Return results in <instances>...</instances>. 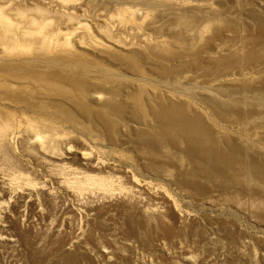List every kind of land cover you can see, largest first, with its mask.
Wrapping results in <instances>:
<instances>
[{
    "label": "bare ground",
    "instance_id": "6f19581e",
    "mask_svg": "<svg viewBox=\"0 0 264 264\" xmlns=\"http://www.w3.org/2000/svg\"><path fill=\"white\" fill-rule=\"evenodd\" d=\"M257 2L264 8V0ZM60 4L58 0H0V246L43 245L39 234L25 229V225L33 226L35 220L48 223V230L58 236V247L66 254L74 249L93 253L90 245L97 235L95 231H109L103 219L110 214L120 217L129 211L131 216L145 213L158 221L163 218L162 222L168 215L163 208L172 214L174 205L169 204L171 199L168 202L162 197L160 207L148 203L164 193L154 189L152 181L139 178L140 163L132 148L142 150L151 160L145 164L146 170L170 177L191 195L211 194L212 188L202 184L203 179H224L217 185H222L221 190L236 187L243 191L245 175L264 183V157L248 155L236 140L239 138L233 140L227 134L222 139L229 152L222 151L215 139L218 126L196 109L188 113L184 96L189 88L187 80L183 82L184 74L192 72L191 66L203 69L202 73L221 69L220 75L207 71L209 83L204 82L209 85L202 86L205 92L194 98L212 118L224 124L221 129L229 127L230 120L263 116L264 112L245 109L249 107L246 100L233 96L239 92L257 95L264 90V22L259 24L258 34L247 30L243 37L251 46L242 45L233 52L223 47L225 32L211 23L203 25L207 18L177 14L179 24L186 29L168 40L163 38L169 36L167 32L157 35L162 30L156 25L160 17L141 8L132 15L138 16L139 23L145 26L141 35L137 33L143 44L117 41L108 30L101 29L97 30L101 41L89 31V44L82 38L89 24L76 18V7ZM95 9L94 16L86 20L95 27L106 21L118 26L126 21L122 16L118 21L113 17L106 19L104 12ZM58 11L59 18L55 16ZM170 22L167 29L175 23ZM204 33L209 36L204 37ZM198 41L202 42L197 44V50L193 44ZM135 45L144 51L133 49ZM189 49L192 55L186 52ZM162 50L167 54L163 56ZM184 53L196 62H182L186 59ZM247 79H256L259 84L253 85ZM141 88L148 91L142 105L138 96ZM257 142L264 145V136L258 135ZM164 150H173L180 160L162 156ZM241 156H247V160L242 161ZM177 161L181 162L180 167ZM184 164L191 169L182 170ZM185 215L178 213L176 218L182 222ZM131 220L125 229L128 245L138 235V222ZM179 233L169 225L162 227L158 237L170 240ZM165 245L163 242L161 249ZM103 252L107 260L114 258Z\"/></svg>",
    "mask_w": 264,
    "mask_h": 264
},
{
    "label": "rangeland",
    "instance_id": "374dc122",
    "mask_svg": "<svg viewBox=\"0 0 264 264\" xmlns=\"http://www.w3.org/2000/svg\"><path fill=\"white\" fill-rule=\"evenodd\" d=\"M58 1L62 4H66L68 7L69 6L76 7L78 10V11H74V13L78 15L76 18L81 19L83 23L89 24L88 32L82 34L83 41H86L89 44L92 43L90 40L92 37L101 41L99 32H97V30L100 31V29L101 31L103 30L104 32L108 30L110 35L113 36V38L117 41H121V42L134 41L141 43L142 38L140 39L137 33L140 32L141 35L142 31L144 32L145 30V26L139 23L141 22L140 21L141 19H139L138 16L132 15V13L135 10H141V8L142 11L148 12L150 10L152 12V13L150 12L151 14L154 13L160 17V18L157 17L159 19H156L157 21L156 25L158 28H162V30H159L160 33L158 32L157 35L168 33L167 35L169 36L163 37L168 40H172L173 38L172 35L175 36L174 34H176L178 31L181 32V29L183 30L186 29V26L179 24L178 18L180 17V15L177 14H181V16L184 13L188 15L191 14L190 16L193 17L196 16L201 18L202 20H205L207 18L209 20L207 22H204L203 25H206L207 23H211L212 27L214 25L216 28H219L221 31H223V33L225 32L224 34H222L224 40L221 39L223 40L222 41L224 44L223 47H228L232 51L234 50L233 52L237 51L238 48H241L242 45L251 46L249 42L243 40V37L246 36L247 30L252 31L251 33L258 34L260 25L261 23L264 22V8L263 7L261 8L258 5L259 3L257 2L260 0L257 1L256 0H132V1L126 0V2L125 0H94V3L93 0H73L74 2L72 3L69 2V0H58ZM103 1L105 2L103 3ZM91 2L92 4H90ZM68 3H70V5H68ZM47 7L50 8L49 5H47ZM95 7H97V9L101 10V12H104L107 15L106 19L113 17L114 19H117L116 21H118V17L122 16L123 18H126L125 19L126 21L123 22L124 24L121 23V25L119 26L109 21H106L108 24L102 22L101 26L95 27L93 24L88 23L89 21L88 22L86 21L87 19H90L92 16H94V12H97ZM82 9L84 11H82ZM59 13H60L59 11L58 13H55V16L57 18L61 16V13L60 14ZM170 21L172 22L175 21V23L171 25L170 29H167V27H169L171 23ZM129 22L131 23L129 24ZM89 31L92 36L91 38L89 35ZM105 34L106 33H104V35ZM208 36H209L208 33H204V37L207 38ZM163 38L161 40H164ZM198 42L193 44L195 45L194 48H197V46L200 45L202 41H198ZM108 45H110V43ZM255 47L256 46L254 45L253 48L255 49ZM133 49H138V50L141 49V51H144V49L136 45L133 47ZM186 52L189 55L193 54V51L190 52V49L186 50ZM187 53H184L186 59L185 61L182 62L195 63L196 62L195 59H190L189 57H187L189 56L187 55ZM166 54L167 53H163V56ZM161 62L163 61H158V63ZM197 62H199V60ZM263 63H264V59H263ZM147 66L149 65L147 64ZM217 69L218 68H212L211 70H204V72L202 73L203 69L201 70L199 67L197 68V66H191L190 70L192 72L184 74L185 80L184 79L182 80H184L183 81L184 83L187 80L185 84L187 85V88H189L188 90L190 91L189 92L188 90H185L186 92L185 94L187 95V97L184 96L185 100L187 98V100L184 102L188 106L187 107L188 113L192 114L193 111L196 109L205 118H207L206 120L208 122H210L211 124L213 123L216 124V128L218 126V128L216 129L215 139L216 141H218L217 145L222 151L229 152L228 146L224 144L222 139V136L227 134L233 140L239 138L236 140H239V145L244 149V152L247 153L248 155H252V156L254 155L258 159L264 157L262 156L264 155V145L260 146L259 142H257L258 135L264 136V130H263L264 126H262L264 125V114L263 116L260 117L259 115H255L250 119L249 117H243L241 118V120L239 118L236 122L235 120H230L232 122L231 125L226 129H221L222 125L224 124L212 118L211 115L206 111V109H204L203 107L201 108V105L202 106L204 105L200 103L198 100L194 99L196 95H199L203 91L205 92L202 86L209 85L207 83H209V79H210L209 74L211 72H215L218 75L223 73L222 71H220L221 70L220 68L218 69V71ZM194 71L196 72V75ZM200 71L201 74H199ZM205 71L206 72L210 71V72L208 74V72L206 73ZM197 73L199 74L198 78L196 77L198 75ZM189 74L190 75L193 74V76L190 77L191 78L190 79L191 81L189 80L190 83L188 81ZM200 75H202V77ZM200 77L203 79L201 80ZM247 80L249 81L251 80L250 82H252L253 85L256 83L259 84L256 81V79H247ZM204 81L207 83L205 84ZM194 84L195 85L198 84V85L195 86ZM194 87L195 88L197 87V89L194 90ZM198 89L201 90L199 91ZM146 91L147 90L144 88H141L138 91V96L140 97L139 101H141L140 105L144 104L146 95L148 94V91L147 92ZM194 91L195 93H193ZM239 93L235 94L236 96L234 95L233 97L238 96L240 99H243V101L246 100L245 102L249 104V107H246L245 109L249 108L250 110L252 109L254 112H264V101H263L264 90L258 93L257 95L242 93L243 95L242 96ZM194 103L195 104L197 103V105H195ZM143 107L144 105L140 107L141 109H139L141 112H143ZM255 107L259 109L257 110ZM261 107H263L262 108L263 110L261 109ZM189 109L192 111H190ZM209 118H211L210 119L211 121L209 120ZM235 123H237L238 125L237 124L235 125ZM239 123H242L243 125L241 124L239 125ZM233 124L235 125V127ZM257 131L259 132L257 133ZM126 147L129 148V145H126ZM159 150L161 151L162 148H160ZM135 151L134 148H132V154L136 156L138 162L140 163V166L137 169V174L139 178L147 181L149 180L148 182L152 181L151 183L153 184L154 189L155 188L159 189V191L162 190L164 193V194L160 193L162 196L158 194L157 195L158 197L157 196L153 197V200L151 201H149V198L146 199L147 202L149 201L148 203L149 204L151 203L154 208L157 206L160 207L162 206L160 205V203L162 204V202L164 201L162 200V198H164L166 200L168 199L167 200L168 202L172 201L169 204L173 203L172 206L174 205L173 212H171L172 214H169V212L163 208V210H165V212H167L168 214L166 215L165 219L162 221L164 224L160 222V220H162L163 218H160V220L158 221L156 217H150L151 215L148 216L147 214L145 215V213H140L141 214L140 216H131L132 214H130L129 211V213L122 215L120 217L114 214L112 215L110 214L103 219L105 223V228L109 229V231L107 232L105 231L98 232L97 230L95 231L97 235L94 236V243L90 245V248H92L91 251H93V253L90 251L89 252L84 251L82 249H78L74 251L75 250L74 249L70 253L66 254L62 252V250L58 247L59 246L57 242L58 236H55L50 230H48L49 228L47 227L48 223H45L40 220H35L33 226L25 225V229L30 233L32 231V233L37 235L39 234L41 236L43 240L42 243L43 245L40 244V246L42 248L40 246H39L40 248L39 247L32 248L30 246H26L23 244H18L17 246L14 247L8 245L0 246V264H74V263L75 264H264V183L263 182L250 180L245 175L243 177L244 178L243 185L245 186L244 190L246 191L244 190L239 191V189L236 187H232L230 188V190L229 189L221 190L220 187L222 185L217 187L219 183L225 182L224 179H219L217 181H209L203 179L201 180L203 182L201 181L200 182L205 186L209 187L210 189L212 188L210 190V193L212 195L209 194V196H197V195L195 196L181 189L180 186H178L177 183H175V181L171 180L170 177L168 176L163 177L153 172H152L153 174L150 173L148 170L145 169L146 166L145 164L151 162V160L148 159V156L146 154H143L142 150L136 148ZM164 153L165 154L167 153L168 155L167 154L165 155ZM144 155H146V157H144ZM161 155L173 157L175 159L180 160L179 158H177L178 156L174 154L173 150L172 151L164 150V152H161ZM241 159L242 161H245L247 160V156H243V157L241 156ZM153 160L158 162L159 159L153 158ZM70 162L75 166H79V163L75 160H71ZM177 165L181 166V162L177 161ZM187 166H188L187 164H184L183 166L184 168L181 167V169L185 170ZM187 169L190 170L191 167H188ZM243 172L246 173V170H244ZM213 188H217V190L220 191L217 192V190ZM212 190L213 192H211ZM254 190L257 192L256 195ZM159 198L161 201L159 200ZM177 212L183 216L187 214L185 215L186 218L185 219L183 218L182 220V222L184 221L183 223L178 221V219L176 218L178 215ZM106 219H108V221ZM131 219L137 220L139 225L138 228H136L137 231L135 233V235L137 234L138 235L134 237L135 239L136 238L137 239L132 240L131 238L130 241L133 246L128 245L129 241L126 238L129 235L127 234V231H125V229L127 230V223L129 221H132ZM111 220H115L114 223H112L113 221L111 222ZM118 222H120L119 225L117 224ZM169 225L176 227V229L180 231L179 235L175 236L170 240L160 239L158 237V234L160 233L162 227L166 228V226ZM115 226L116 228L112 230V228ZM119 229L122 230L119 231ZM117 233L118 235L116 236ZM119 234L120 235L122 234L123 237L119 236ZM112 235H114L115 237ZM100 237L101 238L103 237L104 240L103 238L101 239ZM114 238L115 240H113ZM120 239L123 241H121ZM98 240H100L101 242ZM113 241L115 243H113ZM125 242H127V244ZM163 242H166V245L164 246V248L161 249V247H163L161 246ZM103 251H107L106 253L108 255L110 254L109 256L113 255L114 258L111 261L107 260L106 259L107 257L103 256L104 255ZM37 253L39 255H36ZM71 253L75 255H72ZM34 254L37 257H34ZM65 257L66 260H64Z\"/></svg>",
    "mask_w": 264,
    "mask_h": 264
}]
</instances>
